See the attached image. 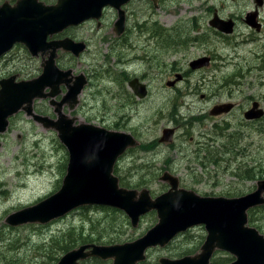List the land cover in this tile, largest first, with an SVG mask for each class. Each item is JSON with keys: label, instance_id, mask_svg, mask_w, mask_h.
Segmentation results:
<instances>
[{"label": "rangeland", "instance_id": "374dc122", "mask_svg": "<svg viewBox=\"0 0 264 264\" xmlns=\"http://www.w3.org/2000/svg\"><path fill=\"white\" fill-rule=\"evenodd\" d=\"M134 1L139 12L129 19L127 40H118L119 37L112 33L106 34L104 31L107 27L98 34L92 24H86L74 32L78 39L89 40V47L80 57L65 53L58 64L62 68H72L76 75L84 73L89 81L79 94L80 102L76 108L69 110L65 105L64 111L70 116H78L80 121L124 132L141 124L144 114H147L148 121L144 127L139 128V132L144 140L157 139L161 136L158 134L161 126L168 124L169 110L173 103L170 98L175 97L176 93L175 89L166 88L169 71L176 73L190 69L189 59L201 54L208 45L211 53L214 52L217 56L213 57L210 68L193 74L195 87L192 91L195 94L186 97L184 101L194 106L191 112L202 109L209 111V108L226 101L241 105L228 114L210 115V122L204 127L208 132L206 137L210 139V153L205 151L207 157H203L204 153H201L200 158L195 154L197 131L184 140L177 138V144H182L187 155L182 156L172 150L174 161L171 167L173 173L181 178V186L201 195L237 197L253 191L257 181L264 179V173H260L264 169V118L247 121L242 110L244 107L249 108L255 99L261 102L263 100L264 106V31L261 34L252 32V35L245 37L236 32L231 35L217 34L214 28H206L209 18L202 19L203 16L200 15L209 13L207 8L210 6L216 9L221 18L235 21L236 29H243L247 25L244 17L247 12L255 9V0H167L161 8H156L147 0ZM259 13L264 18V5L259 7ZM194 14H197L198 25L191 20ZM212 14L210 12V18ZM114 18V12L108 11L105 23L114 22ZM153 26H161L162 32L164 27L173 33L167 36V33L155 35ZM199 28L200 33L196 32ZM182 33H190L198 44L192 45V40L180 45L188 47L186 49L175 48L176 53L189 50L179 57L175 52L160 54L156 45L166 43L167 46L174 47L177 45L174 34ZM169 36H173L175 40L168 42ZM202 42L205 43L201 44ZM145 50L151 56L149 66L147 62L135 63L125 70L122 62L135 61L133 57L138 54L144 56ZM179 58L186 59V63H179ZM14 70L21 72V77L24 78L35 73L30 62L16 60V51L0 61V77L14 73ZM123 70L130 75L145 76V82L149 84V95L140 102L137 112L131 109L133 100L123 93L125 81L122 77H127ZM234 73L238 74L236 82L226 81V77ZM160 87H164L163 94L160 93ZM62 88L57 99L66 92V87ZM201 94H206L209 98L201 100ZM161 98L167 102L165 107L168 106L164 118H160L157 113L160 108L151 107L149 110V106ZM46 103L48 104L47 101ZM184 111L181 108V112ZM49 114L57 117L51 106ZM182 119L180 127L183 132L184 127H191L188 123L191 117L185 118L182 115ZM190 137H194V141ZM201 140L205 141L203 137ZM141 154L139 151L129 152L119 161L118 172L115 174L120 181L128 187H148L153 195L167 190L168 184L159 179L163 173L161 171L146 179L139 178L145 171L131 176L133 161ZM166 157V150L160 153L157 150L155 154L136 159V162L144 163L147 167L154 164L157 168L163 167ZM67 164L68 150L58 132L28 119L25 114L14 116L8 130L0 133V264H57L66 251L80 244L132 241L158 222L156 211H152L142 217L137 227H133L125 212H113L104 210L99 205H89L77 208L47 224L9 225L6 221L9 214L33 205L60 188ZM249 171L257 172V177L249 179L239 176ZM254 219L250 224L264 234V208L255 210ZM105 220H113L115 227L112 229L100 225L101 232L92 230V221L97 223V228L98 223ZM206 235L204 225L196 226L179 234L166 247L149 249L147 260L143 264H159L160 256L179 258L185 254H193L199 250ZM215 257L222 261L233 259L231 254L223 251H218ZM96 264H112V260H98Z\"/></svg>", "mask_w": 264, "mask_h": 264}, {"label": "water", "instance_id": "95a60500", "mask_svg": "<svg viewBox=\"0 0 264 264\" xmlns=\"http://www.w3.org/2000/svg\"><path fill=\"white\" fill-rule=\"evenodd\" d=\"M126 1L59 0L57 5H42L37 11L23 9V16L25 13L32 14L31 20L38 24L31 29L24 27V20L20 16L17 21L13 20L7 24L0 10V55L16 40H21L27 46L33 45L36 41L45 40L49 34L63 30L67 25H77L91 18L99 20L104 7L121 8ZM257 16V9L247 12V22L260 28L261 25L256 21ZM125 21V11L120 10L119 20L116 22L119 34L124 31ZM211 24L226 31H232L234 27L231 19L222 27L217 17ZM57 45H65L77 56L86 47L84 42H75L72 39L57 42ZM209 61V57H203L193 61L191 65L201 66ZM71 73L72 70H60L53 62L52 66H45L35 83L0 81V133L7 130L9 117L18 112L25 103H29L24 109L27 114L42 121L46 127L53 126L58 129L60 140L70 151L67 172L59 190L34 205L11 214L7 218L8 223H47L80 206L97 204L124 211L136 227L143 215L155 210L158 222L139 238L115 244H82L66 252L57 264H79L80 261L91 257L113 259L112 264H138L146 260L149 248L165 246L179 233L202 224L207 230V236L200 252L174 259L161 257L160 264H211L217 250L228 252L235 257L232 262L226 264H264V234L248 224V210L264 204V179L258 181L254 191L239 197L202 196L193 189L181 187L179 179L169 173L163 175L162 179L167 180L171 188L156 197L152 196L148 188L121 186L119 177L114 174L115 163L129 147L137 146L139 142L129 133L86 122L75 124V117L69 118L62 112L65 102L71 108L76 106L79 102L78 94L87 82L86 77L80 74L76 76L74 84L70 85V80L66 77ZM180 77L181 75H178V78ZM63 82L68 84L69 91L61 102H54L58 105L56 110L59 118L51 120L33 113V98L46 96L42 90L47 85L53 87L54 92L51 95L58 94L59 85ZM173 83L175 81L168 82L169 85ZM130 86L140 97L147 94L146 84L138 78L130 81ZM232 107V103L220 104L215 106L211 113L219 114L229 111ZM262 115L264 109L257 108L256 105L246 112L247 119L260 118Z\"/></svg>", "mask_w": 264, "mask_h": 264}, {"label": "flooded vegetation", "instance_id": "af4514ba", "mask_svg": "<svg viewBox=\"0 0 264 264\" xmlns=\"http://www.w3.org/2000/svg\"><path fill=\"white\" fill-rule=\"evenodd\" d=\"M147 1L151 4H153V6H155L156 8L164 7L165 4L167 3V0H157V2H155L153 0H147ZM58 2H59V0H0V10H1V14H3L4 18L7 20V24L9 22H12L13 20L17 21V18H19V16H20L21 19L23 18V20H24V27H28L29 29H31L32 27H36L38 24L36 25L35 21L31 20V18L33 16L32 14L25 13V15L23 16V9L28 10V11H33V10L37 11V9L41 8L42 5L54 6V5H57ZM255 2H256L255 9H258V16H257L256 21L261 25L260 28L254 27L250 23L247 22V13H246V16L244 17V21L247 25H245L243 27V29L241 27L236 29V22H235L232 31H226L224 28H219V27H216V26L211 24V21H213V17L214 18L217 17V19H218V21L222 27H224L226 25L225 24L226 21H228V20L221 18L218 15L215 8L208 6L207 11L209 13L204 12L200 16H203L202 19L209 18L208 24L205 26L207 29H210V27L214 28L216 30V32H218L217 34L221 33L223 35H231L234 32H236L237 34L240 33V36H242V37L252 35V32H256L257 34H261L264 31V18L259 13V7L264 5V0H262L261 3L258 0H255ZM134 3H135L134 0H127L125 3H123L121 8L106 6L103 8L102 16L99 20L90 19V20H87V21L81 23L80 25L66 26L63 30L56 32V33H53V34H49L45 40L42 39L43 41H36V42H34L33 45H30V46H27V44H25L21 40L14 41L12 43L11 47L6 49L4 51V53L0 55V61L6 59L13 52L16 51V60L30 62L34 68L35 73L31 77H25L24 78V77H21L22 76L21 72L14 70V73H10L7 76L0 77V81H2V80L13 81V83H19L21 81H30L33 78L38 77L41 73H43L45 66H47V65L52 66L53 62H54V65H56L59 69H63V70L68 69V68L60 67L58 64L59 60L63 58L65 53H72L73 56L80 57L86 51V49L89 47V44H90L89 40L78 39L77 35L74 33L76 30L84 27L86 24H92V27L94 28V30L96 29V31H98V34L101 33L105 29L104 27H107V29L108 28L109 29L108 30L106 29L104 31L106 34L112 33V34H115L117 37H119L118 40H127L126 35L128 32L129 19L135 15H138V12H139V10L136 9V7L134 6ZM120 10L125 11V17H126V29L121 34L118 33V29L116 27V22L119 20ZM108 11H113L114 15H115V18L113 20L114 22L109 23V24L105 23L106 15H107ZM210 12H213L211 18H210ZM215 13H217V16H215ZM196 16H197V14H194L191 18V20L193 21V24H197ZM172 30H174V29H172ZM196 32L200 33V28ZM176 35H179V38L181 40V44H178L174 47L167 46L165 42H164L165 45L158 44V45H156V47H157V50H159L160 54L165 55L166 52H171V53L175 52L176 53L177 50L175 48L186 49L188 47H182L180 45L188 44L192 40L194 41L192 45L198 44V42L195 41L196 39H193V37L191 36L190 33H182V34H176ZM92 36L94 38H96L95 35H92ZM66 39H72L75 42H85L86 48L77 56L72 52V50L65 47V45L64 46L57 45V42H60V41L64 42ZM204 43L205 42H202L201 44H204ZM186 52H189V50H181L179 53H176V56L179 57L181 53H186ZM205 53H210V55H207ZM202 56H209L210 57L209 64L192 67V65H191L192 60H194L195 58L202 57ZM215 56H217V54L214 52L211 53V50H210L209 46L207 45L206 49L202 50L201 54H198V55L189 59L188 65H189L190 69H186L185 71L176 72V73H174V71H169V78L167 81L170 82L172 79H176V82L171 84V85H169L167 82L166 85L168 87H166V88L171 87V88L175 89L176 93H175V97L170 98L171 101H173V103L171 104V107L169 110L168 124H163L161 126L160 131L158 133V134H161V136L159 138L144 140V139H142V136L139 132V128L144 127L146 122L148 121V115L144 114L145 117L143 118V121L141 124L135 125L134 127H132V129L130 131L129 130L126 131V133H129L136 140L140 141V144L137 147L129 148L128 150L125 151L123 156H121L119 159H117L115 166H114V172L115 173L118 172L119 161L122 160L127 153L139 151L142 154L139 155L138 157H136L135 160L133 161V164L130 168L131 176H133L134 174H138L140 171H145L144 173L140 174L139 178L146 179L149 176H154V175L158 174V171H161L163 173L159 177L160 180L164 181L162 179V176L165 175L166 173H169L173 176H176L179 179L180 185H181V178L178 175H175L173 173V169L171 167V164L174 161V158L172 157V152L174 151L176 153L181 154L182 156L187 155L185 148L182 147V144H177L176 139L180 137L184 140L187 137L191 136V134H193L195 131H197L196 136L198 138V140L196 141L195 154L200 158V157H202L201 153H204L203 157H207V154L205 153V151L210 153V144H209L210 139L208 137H206L208 135V132H207V130L204 129V127H205L207 122H210V115L220 116V115L228 114L231 111L232 112L235 111L241 105V104H238L237 102L226 101L225 103H232L233 104V107L229 111H223L219 114H212L211 113L212 109L218 104L213 106V108H211V109L209 108V111L208 110L204 111L202 109L199 112H191V109H193L194 106L192 104L184 101V99L186 97L192 96L195 94L192 91V89H194V87H195V86H193V74L198 70L210 68V66L212 65L213 57H215ZM133 59L135 61L125 60V62H122L125 70H128V67H130L131 65H133L135 63L139 64V63H146L147 62L148 66H149L151 56H150L149 52L145 50L144 56L142 54H138V55H135L133 57ZM163 59L166 62L165 57ZM179 63L185 64L186 59L179 58ZM125 70L122 71V72H125L127 75V79L122 77V80L125 81V85L123 87V93L127 97H129L130 99L133 100V104L131 105V109H133L135 112H137L139 107H140V102H142L146 97H148L150 87H149V84L145 82V76H143V75H130ZM74 73L75 72L73 70L72 74L68 75L66 77V79L70 80L69 81L70 85H73L75 80H76L75 79L76 74H74ZM179 74L181 75L180 78H178ZM236 77H238V74L234 73L233 75L226 77V81L235 83ZM135 78H138L140 82L146 84L147 94L144 97L138 96L134 92L133 88L130 86V81H132ZM114 79L119 83V81L116 78H114ZM126 82H128L127 84H128V87L130 90L127 88ZM62 86L66 87V92L63 94V96L60 99H57V96L60 95L63 91ZM1 87H2V85L0 83V89H1ZM59 88H60V92L58 94L51 95V93L54 92L53 87L51 85H47L42 90L43 94H47L46 96H43V95L42 96H35L32 100V104H31L33 113H36V114L42 115V116H48L50 118H54L52 115L49 114V106H51L53 108L54 112L58 116L59 113L56 110L58 105L55 104L54 102L55 101L61 102L64 99L65 95L69 91V87H68V84L66 82L61 83L59 85ZM159 90H160L161 94L164 93V87H160ZM201 95L202 96L199 97L201 100H206L209 98L206 94H201ZM46 101L48 102V104L46 103ZM166 103H167L166 100L161 98L158 101H156L153 105H150L149 110L151 109V107L160 108L159 110H157V113L159 114L160 118H164L165 114L167 113V112H165V109L168 107V106L165 107ZM78 104H76V106ZM26 105L29 106V103L28 104L25 103L20 108V110L18 112L14 113L13 115H11L9 117V124H11L12 118L14 116L25 114V116L28 119H31L34 122H37L43 126V123L37 121L33 115L27 114L26 110H24ZM65 105L68 106L69 110H74L76 108V106L74 108H71L69 106V104L65 102L62 105V112H65L64 111ZM255 105L257 108H263L264 109L263 100H262V102L259 99L253 100L251 102V105L249 108L244 107L242 110V114H243L245 120L256 121L254 119H247L246 118V112H248L252 108H255ZM181 108L185 109V111L183 113L181 112ZM178 113L180 114V116H177ZM182 115H185V118L191 117V119L188 121V123L190 124L191 127H189V128L184 127L183 132L181 131L182 128L180 127V123H182V121H183ZM175 116H177V117H175ZM263 116L264 115H262L260 117V119H258V120H261ZM75 117H77L76 123H78L80 120H79L78 116H75ZM196 124H198V126L195 127ZM247 125H249V124H247ZM117 126H120V125L117 124ZM249 126H253V125L250 124ZM102 127H105V126H102ZM109 130L122 131V130H118V129H109ZM170 130H172V132H170ZM201 137H203V139L205 141L201 140ZM190 139L192 141H194V137H190ZM157 150L159 151V153L166 150L167 157H166V162L163 165V167L157 166V168H156V166L154 164L148 165V167H147V166H145L144 163L138 164L136 162V159L143 158L145 155H148V154H155ZM164 182L167 183L168 181L166 180ZM167 184H168V189L163 191V193L167 192L171 188V184L169 182ZM125 186L128 187L127 185H125ZM186 189H188V188H186ZM163 193H161V194H163ZM8 224L11 226H20V225H12L10 223H8Z\"/></svg>", "mask_w": 264, "mask_h": 264}, {"label": "trees", "instance_id": "16d2710c", "mask_svg": "<svg viewBox=\"0 0 264 264\" xmlns=\"http://www.w3.org/2000/svg\"><path fill=\"white\" fill-rule=\"evenodd\" d=\"M153 28H154V31H155V35H158V36H162L165 33H167L166 34V36H167V35H170L172 33L169 29H165L164 27H163L164 32H162L161 26H153ZM174 35H175V37L177 39V45L181 44V40L179 38V35H176V34H174ZM173 40H175V38L173 36H169L168 39H167L168 42H171ZM123 78L127 79L126 76H123ZM260 173L262 175L264 173V169H261ZM256 175H257V172L249 171L247 174H243V177H247L249 179H253V178L256 177ZM100 208H102L104 210H110V211H113V212H118V209L113 208V207H109V206H101ZM258 209H259V207L255 208V209H252L250 211V214H249L250 215V217H249V221L250 222H253L255 220L254 219V212H255V210H258ZM91 225H92V230L95 231L97 229L98 232L102 231V230H100V228H102V226H104L106 228L109 227V228H112V229L115 227V224H114L113 220L100 221L98 223L99 226L97 228H96L97 223L95 221H92ZM100 225H102V226H100ZM101 237H102V235H101ZM231 260H232V258H231ZM231 260L230 259H226V260L222 261L219 258L214 257L212 259V264H223V263H227V262H229ZM93 261L98 262L97 259H94ZM86 262H88V261L82 262V264H87Z\"/></svg>", "mask_w": 264, "mask_h": 264}]
</instances>
